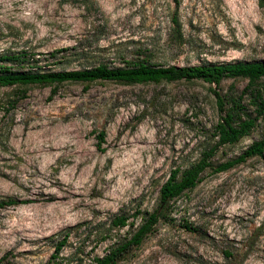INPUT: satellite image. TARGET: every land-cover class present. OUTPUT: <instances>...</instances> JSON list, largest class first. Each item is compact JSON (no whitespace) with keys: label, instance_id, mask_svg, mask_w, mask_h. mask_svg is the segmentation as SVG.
Returning a JSON list of instances; mask_svg holds the SVG:
<instances>
[{"label":"rangeland","instance_id":"obj_1","mask_svg":"<svg viewBox=\"0 0 264 264\" xmlns=\"http://www.w3.org/2000/svg\"><path fill=\"white\" fill-rule=\"evenodd\" d=\"M17 54L20 73L261 62L264 0H0V58ZM246 85L0 87V202H16L0 208V264H47L66 236L56 262L90 264L132 237L138 210L161 216L118 264L222 263L225 250L232 264H264V153L214 171L264 138L263 120L219 148L193 189L163 208L158 200L173 170L180 176L216 143L212 90L228 108ZM117 216L133 225L111 230Z\"/></svg>","mask_w":264,"mask_h":264},{"label":"trees","instance_id":"obj_2","mask_svg":"<svg viewBox=\"0 0 264 264\" xmlns=\"http://www.w3.org/2000/svg\"><path fill=\"white\" fill-rule=\"evenodd\" d=\"M178 5V0H173ZM177 25V20H174ZM60 50L53 51L50 57H55ZM26 57L21 54L5 56L0 58V87H13L19 85H51L65 82H95V81H116L126 84H144L159 82H178L198 80L209 85L219 86L226 79H243L247 82L241 95L231 100L227 108L224 98L212 90L215 104L219 113V121L215 127L216 143L208 151L204 152L201 159L192 167L179 176V170H173L167 181L161 186L159 192V205L163 208L171 201L180 197L185 191L193 189L198 183L201 174L210 168V160L219 148L237 143L249 135L259 120L264 121V61L261 62H235L222 65L195 66L178 68L174 66L159 67L146 64H136L133 67L110 69L100 65L94 69L83 71L64 72H17L11 66L17 64ZM244 101L252 108L254 117L247 114ZM98 147L104 142V133L98 136ZM264 153V138L253 143L243 154L235 160L224 162L215 168V172L221 173L230 170L234 166L246 162L253 157H261ZM13 200L0 202V208L15 205ZM161 214L156 210L152 213L136 211L132 216L140 218V225L132 237L120 244H114L109 252L103 257L93 258L90 264H118L125 259L133 249L137 248L143 240L153 231L158 224ZM130 218L117 216L111 223V230L122 229L132 226ZM104 240H106L104 236ZM67 236L57 244L54 254L47 264H58L59 255L65 246ZM244 248L236 249L239 255ZM247 250L244 251L246 254ZM235 260V253L231 250L223 252V262L213 264H232ZM2 260H0L1 263Z\"/></svg>","mask_w":264,"mask_h":264}]
</instances>
